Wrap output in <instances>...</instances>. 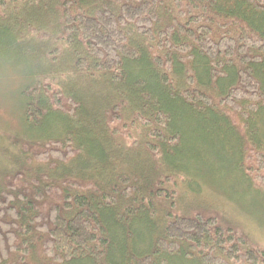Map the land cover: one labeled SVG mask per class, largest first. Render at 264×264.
Instances as JSON below:
<instances>
[{
	"label": "trees",
	"instance_id": "16d2710c",
	"mask_svg": "<svg viewBox=\"0 0 264 264\" xmlns=\"http://www.w3.org/2000/svg\"><path fill=\"white\" fill-rule=\"evenodd\" d=\"M4 74L0 264H264V0H0Z\"/></svg>",
	"mask_w": 264,
	"mask_h": 264
},
{
	"label": "rangeland",
	"instance_id": "374dc122",
	"mask_svg": "<svg viewBox=\"0 0 264 264\" xmlns=\"http://www.w3.org/2000/svg\"><path fill=\"white\" fill-rule=\"evenodd\" d=\"M3 77L0 76V95H2L3 93H7V88L16 81V78L12 77V74H7V76L4 74ZM6 83L8 87L6 86ZM12 94L14 95L15 91ZM10 101L11 99L0 100V142H2L4 139L6 140L8 135L12 136L13 131H16L17 128V117L13 116L15 115V111L13 110ZM234 178L235 180L232 181L230 187L232 189L231 191L233 197L231 194H220L222 195L220 196L219 193H214L213 195L216 197V199H218V203L216 204H221L222 202L220 198H223L226 202L225 205L231 207L235 213H243L244 209L250 210V213L246 212L245 215H241V221L244 224L246 232L250 233L257 240V242L264 245V241L259 238V225L260 222H264V209L262 208V210H257L256 202H254L252 196L248 194H245V196L243 195V186L240 185L243 183L242 180L237 179L236 176ZM237 183L239 187L235 185ZM208 192H211V190H209ZM233 192L236 194H233ZM253 223H255V228L249 230Z\"/></svg>",
	"mask_w": 264,
	"mask_h": 264
},
{
	"label": "snow or ice",
	"instance_id": "6c2138e0",
	"mask_svg": "<svg viewBox=\"0 0 264 264\" xmlns=\"http://www.w3.org/2000/svg\"><path fill=\"white\" fill-rule=\"evenodd\" d=\"M252 228H255V223L251 225L249 230H251ZM259 238L264 241V222H260L259 225Z\"/></svg>",
	"mask_w": 264,
	"mask_h": 264
},
{
	"label": "bare ground",
	"instance_id": "6f19581e",
	"mask_svg": "<svg viewBox=\"0 0 264 264\" xmlns=\"http://www.w3.org/2000/svg\"><path fill=\"white\" fill-rule=\"evenodd\" d=\"M23 102V101H22ZM20 111V110H19ZM22 117V116H21ZM24 121V120H23ZM24 124V123H23ZM22 126V125H21ZM26 126V125H25ZM28 126V125H27ZM29 127V126H28ZM260 204V203H259ZM258 204V205H259ZM199 205H201V204H199ZM228 206V205H227ZM262 208V207H261ZM226 210H228V209H226ZM231 211V210H230ZM249 214V213H248ZM242 215V214H241ZM238 221V220H237ZM247 223H248V221H247ZM245 224H246V222H245ZM248 225V224H247Z\"/></svg>",
	"mask_w": 264,
	"mask_h": 264
}]
</instances>
